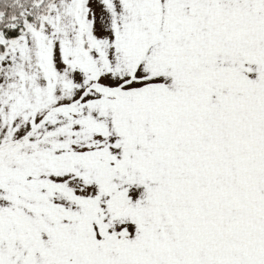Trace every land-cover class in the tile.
I'll return each mask as SVG.
<instances>
[{
	"label": "snow or ice",
	"instance_id": "1",
	"mask_svg": "<svg viewBox=\"0 0 264 264\" xmlns=\"http://www.w3.org/2000/svg\"><path fill=\"white\" fill-rule=\"evenodd\" d=\"M0 264H264V0H0Z\"/></svg>",
	"mask_w": 264,
	"mask_h": 264
}]
</instances>
